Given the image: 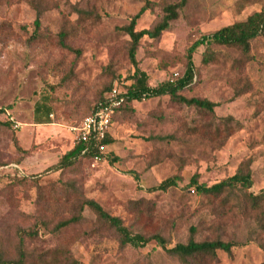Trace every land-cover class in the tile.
<instances>
[{
  "label": "rangeland",
  "instance_id": "obj_1",
  "mask_svg": "<svg viewBox=\"0 0 264 264\" xmlns=\"http://www.w3.org/2000/svg\"><path fill=\"white\" fill-rule=\"evenodd\" d=\"M180 0H0V257L15 260L23 241L26 264H181L155 241L124 246L114 230L80 206L100 204L133 233L161 235L169 248L196 240L236 244L232 255L199 264H264V37L250 52L212 46L193 56L194 83L181 93L216 105L209 113L163 96L134 102L115 118L112 145L99 160L44 173L77 144L79 127L113 85H130L134 67L123 27L142 13L136 29H153L163 8ZM242 0H188L158 40L145 38L137 53L151 87L181 78L189 49L204 36L245 21L261 10ZM259 1V2H258ZM77 6L93 15L74 13ZM41 13V28L35 21ZM68 33L65 45L58 35ZM116 86V87H119ZM37 109L41 113H37ZM51 113V123H39ZM231 119L230 130L223 120ZM10 121V125H5ZM46 122V121H44ZM230 132V136H229ZM2 167V166H1ZM14 169L28 177L12 181ZM239 170L253 187L229 203L200 194L191 180L213 186ZM174 178L176 186L155 190ZM78 221L58 231L64 221ZM30 232L31 235L26 234ZM197 264V263H195Z\"/></svg>",
  "mask_w": 264,
  "mask_h": 264
},
{
  "label": "trees",
  "instance_id": "obj_2",
  "mask_svg": "<svg viewBox=\"0 0 264 264\" xmlns=\"http://www.w3.org/2000/svg\"><path fill=\"white\" fill-rule=\"evenodd\" d=\"M246 4L256 3V0H242ZM259 2V1H258ZM188 0H180L176 4H167L163 8V18L162 20L153 28L149 30L138 31L136 29L137 21L140 19L141 14L147 9L146 6L142 13L134 16L131 19V22L128 26L123 27L121 31L125 32L126 35L130 38V48H129V59L134 67V74L131 77L130 85L122 84L113 85L106 90L100 101L94 107V113L99 107L107 104L108 94L116 87L126 91V103L116 112L115 118L118 116L121 111L129 107L134 102H141L143 100L159 98L163 96L170 97L171 101L175 103H180L189 107H196L203 111L213 113L216 105L207 100H201L196 98L188 99L181 95L186 89H188L193 83L197 76V68L193 61V56L197 49L201 46L207 47V52L204 54L203 63L207 64L208 62L214 60V53L211 50L212 46H223L228 48H234L241 51L244 54H248L251 50L252 43L260 37H264V2L261 1L262 8L260 11L250 15L245 21L234 23L230 26L222 28L211 35L201 37L188 51L187 55V65L184 75L174 81H164L156 87H151L149 84L148 75L139 68L137 61V53L141 46V42L145 39L158 40L166 31L171 28V24L176 21L179 17V13L186 7ZM74 13L79 16L80 19L87 20L92 18L93 15L87 11L79 9L77 6L73 7ZM41 28V13L38 12L36 21H35V32H39ZM68 33L62 31L58 37L60 39V44L63 47L65 45ZM3 110L0 111L2 113ZM37 113H41L37 109ZM89 114V115H90ZM51 113L47 114L48 119L44 123H51L50 120ZM231 119L223 120L225 125V130L229 131L231 126ZM5 125H10V121L4 123ZM230 136V132H229ZM112 145V139L110 134L107 138L99 143L97 141L90 142H78L74 148L64 154L61 160L49 167L44 173L40 175H35L29 177L35 182L39 183L41 179L48 174L64 171L72 168L75 164L81 159H94L99 160L104 157V151L106 148ZM104 147V151L101 150V147ZM2 166V167H1ZM0 166V169L3 168V165ZM15 174L12 175V181L21 183L28 178L23 171L19 169L13 170ZM176 179L171 178L164 181L161 185L155 188L158 191H168L169 189L176 186ZM253 179L251 172H244L239 170L233 177L228 178L218 184L213 186L200 185L199 184V174H195L191 180L192 187H196V190L202 194L209 197H222L224 195V202L229 203L232 198H236L238 193H245L253 187ZM260 198L264 199V196L252 197L249 196L248 199L252 202L253 207H260L259 200ZM85 207L92 210L97 218L99 219L100 224L106 226L115 231V233L121 238V243L124 246H131L133 248H144L150 242L155 241L158 246H160L164 251H166L171 257L178 259L181 264H199L208 259H217L220 253H225L227 255H232L236 244L233 242H225L220 238L214 240H196V229H190V237L187 243L177 244L176 246L169 248V243L166 238L161 235L145 236L141 233H133L129 230L128 227L124 225V222L119 217L111 216L107 213L103 207L93 200H85L80 206V211H84ZM79 217H74L69 221L61 222L56 230L60 231L69 225L78 221ZM26 234L31 235L30 232ZM70 264H80L73 257L68 256ZM0 264H26V255L24 250V243L21 241L19 256L15 260H4L3 257H0Z\"/></svg>",
  "mask_w": 264,
  "mask_h": 264
},
{
  "label": "built area",
  "instance_id": "obj_3",
  "mask_svg": "<svg viewBox=\"0 0 264 264\" xmlns=\"http://www.w3.org/2000/svg\"><path fill=\"white\" fill-rule=\"evenodd\" d=\"M125 103L126 91L120 87H115L107 96V104L86 116L81 125L73 129L77 134V141L102 143L110 134L116 112ZM104 149L102 146L101 150L104 151Z\"/></svg>",
  "mask_w": 264,
  "mask_h": 264
},
{
  "label": "crops",
  "instance_id": "obj_4",
  "mask_svg": "<svg viewBox=\"0 0 264 264\" xmlns=\"http://www.w3.org/2000/svg\"><path fill=\"white\" fill-rule=\"evenodd\" d=\"M47 119H48V117H46V115H45V116L42 117V120H39L40 121L39 123L40 124L44 123V121H46Z\"/></svg>",
  "mask_w": 264,
  "mask_h": 264
}]
</instances>
